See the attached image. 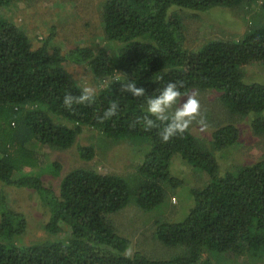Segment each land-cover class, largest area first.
<instances>
[{
    "label": "trees",
    "instance_id": "obj_1",
    "mask_svg": "<svg viewBox=\"0 0 264 264\" xmlns=\"http://www.w3.org/2000/svg\"><path fill=\"white\" fill-rule=\"evenodd\" d=\"M20 1L27 0H0V9H16ZM253 2L103 0L102 22L112 52L91 46L63 52L49 45L51 36L35 48L26 31L0 13V181L37 193L47 216L37 223L48 234L25 242L31 230L28 214L13 208L1 192L0 264H219L214 255L264 257V155L223 173L214 150L234 146L239 128L218 127L211 143L189 130L164 142L163 123L144 126V98L132 97L114 80L126 73L149 95L175 81L182 82L186 95L215 90L227 112L250 116L254 131L264 134V83L245 76L247 65L264 66V21L251 25L240 40L191 47V30L180 14L192 11L199 17L213 7L237 9ZM262 12L264 1L260 19ZM70 63L86 67L98 84L91 103L64 104L66 95L76 98L84 89L67 70ZM113 103L119 105L116 115L102 119ZM86 127L110 140L147 143L133 179L91 166L63 175V163L40 152V147L61 151L76 146L82 160H93L95 146L78 142ZM178 157L184 170L203 171L208 181L189 190L193 199L182 218L156 221L154 238L179 251L169 259L151 258L133 248V229L123 219L131 218L129 205L150 213L171 193L185 189V175L173 173ZM49 176L58 178L59 192L45 184ZM122 212V220L112 218Z\"/></svg>",
    "mask_w": 264,
    "mask_h": 264
},
{
    "label": "rangeland",
    "instance_id": "obj_2",
    "mask_svg": "<svg viewBox=\"0 0 264 264\" xmlns=\"http://www.w3.org/2000/svg\"><path fill=\"white\" fill-rule=\"evenodd\" d=\"M263 1L257 0L252 5L237 9L213 7L208 12L199 13V17L192 11H181L180 14L185 16L186 25L191 30L187 44L195 47L194 45L197 43L200 46L202 43L212 40H240L251 25L264 21L263 12L261 19L257 17ZM102 2L103 0H32V2L27 0L26 2H17L16 9L13 6L1 8L0 13L18 23L20 28L26 31L35 48L51 36L49 45L59 46L63 52L77 46H91L95 50L106 48L112 52L111 44H108L104 32ZM66 68L84 88L89 87L94 89V92L98 91L99 86L86 67L70 63L66 64ZM245 76L248 79L264 83V66L259 63L247 65ZM199 92L196 96L200 103L199 115L189 126L188 130L191 133L199 139L211 143L213 132L218 127L234 124L240 131V138L234 146L228 149L218 150L216 148L214 150L221 172L238 169L257 161L264 155V134L254 131L250 116L232 115L227 112L221 101V94L215 90ZM200 121H203V125ZM84 130L78 142L95 146L96 157L93 160H82L78 156L76 146L61 151L48 147L41 149L40 147V152L48 153L50 159L60 160L64 165L63 175L75 167L91 166L103 173L113 172L133 179V175L137 174V165L141 164L144 158L148 147L147 143L130 139L110 140L89 127ZM173 165L174 174L185 175L187 180L185 189L182 188L178 193H171L163 205L150 213L142 210L135 212L129 205L127 209L134 216L128 210L126 212L128 211V215L137 222L129 217L123 219V212L115 217L112 216V218L123 219L124 226L130 231L133 229V248L142 249L151 258H172L179 251V249L164 245L154 238L156 221L170 222L182 218L186 214L188 204L193 199L189 190L192 187L202 186L208 181V177L203 171L189 173L184 170L185 167L182 166L179 157ZM28 170L26 168V171ZM44 179L47 186H51L56 192H59L58 178L49 176ZM1 192H5L8 202L13 208H18L28 214L31 230L25 237V242H36L48 236L41 227L42 225L37 223L46 220L47 216L44 214L45 210L40 206L39 197L34 190L8 186L0 181ZM65 236L66 234L61 235V237ZM214 257L220 260L219 264H264V257L253 256L252 252L240 255L218 254Z\"/></svg>",
    "mask_w": 264,
    "mask_h": 264
},
{
    "label": "clouds",
    "instance_id": "obj_3",
    "mask_svg": "<svg viewBox=\"0 0 264 264\" xmlns=\"http://www.w3.org/2000/svg\"><path fill=\"white\" fill-rule=\"evenodd\" d=\"M156 79L162 78L157 77ZM114 80L121 82L123 90L131 94L132 97L144 98L147 113L144 117V126L146 129H151L156 126L157 122L163 123L164 126L160 131V136L164 142L183 135L199 115L200 103L198 99L194 94L186 95L182 93L183 84L180 81L168 82L158 92L149 95L144 87H137L136 80L129 78L126 73L116 74ZM94 96V89L86 87L79 97L74 98L72 95H66L64 104L71 107L73 102L91 103ZM184 97L186 99L181 102ZM118 107L119 105L116 103L111 104L102 119L116 115ZM200 123L203 125V121H200Z\"/></svg>",
    "mask_w": 264,
    "mask_h": 264
}]
</instances>
